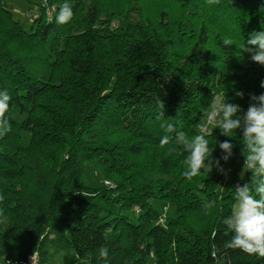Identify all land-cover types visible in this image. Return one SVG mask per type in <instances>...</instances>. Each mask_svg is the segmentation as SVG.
<instances>
[{
	"label": "trees",
	"instance_id": "1",
	"mask_svg": "<svg viewBox=\"0 0 264 264\" xmlns=\"http://www.w3.org/2000/svg\"><path fill=\"white\" fill-rule=\"evenodd\" d=\"M3 1L0 91L11 97V130L0 137L1 262L37 252L39 264H148L151 253L153 264H264L228 249L224 234L234 189L252 188V174L219 191L218 167L188 180L187 153L174 140L159 144L169 123L195 135L217 96L242 116L249 95L264 93V66L239 50L264 31V0H61L49 17L46 0L29 30ZM65 3L71 19L57 24ZM230 135L206 137L214 161L225 140L227 161L244 160L242 130ZM91 161L112 186L81 182ZM154 199L174 215L163 217ZM130 208L134 218L122 213Z\"/></svg>",
	"mask_w": 264,
	"mask_h": 264
},
{
	"label": "clouds",
	"instance_id": "2",
	"mask_svg": "<svg viewBox=\"0 0 264 264\" xmlns=\"http://www.w3.org/2000/svg\"><path fill=\"white\" fill-rule=\"evenodd\" d=\"M207 3L218 4L219 0H207ZM72 16L71 6L67 3L59 6L55 14L57 24L67 23ZM224 46H231L234 41L225 37L222 41ZM242 54H247L248 58L261 66H264V31L252 32L245 43L239 45ZM260 87L264 88V80L260 81ZM236 96L243 97V93L237 91ZM11 97L7 90L0 91V137L6 135L11 130L9 121L5 118L8 111ZM249 106L243 115L240 106L235 103L224 101L217 97L206 113V120L199 125L198 132L189 137L183 131H177L173 124L162 125L165 132L159 144L163 148L171 141L180 146L187 153L185 158V171L182 175L191 180L200 174L201 169L211 171L213 166L219 167L220 160L227 161L232 155L233 145L225 140L219 143V149L223 155L218 160L211 158L212 148L206 137L213 134L214 129H219L221 135L231 137V133L242 130V141L246 149L244 156V170L253 176V187L248 183L236 185L235 196L230 214L224 217L223 225L225 235H230L231 239L226 241L228 249L240 250L249 255H257L264 258V93L260 95H249ZM163 108V103H161ZM160 117L163 116L161 112ZM168 135V134H173ZM207 161V163H206ZM255 192V196L253 195ZM258 197V198H256ZM210 204H205L209 207ZM99 256L106 259L108 248H99ZM155 259V253H151ZM88 264V261H85Z\"/></svg>",
	"mask_w": 264,
	"mask_h": 264
},
{
	"label": "rangeland",
	"instance_id": "3",
	"mask_svg": "<svg viewBox=\"0 0 264 264\" xmlns=\"http://www.w3.org/2000/svg\"><path fill=\"white\" fill-rule=\"evenodd\" d=\"M46 0H4L3 6L8 9L13 17L19 20L26 30L31 28L32 18L37 14V7L42 3H45ZM61 0H51V5L46 4V10L48 17L51 16L53 8L60 3ZM135 18V17H134ZM219 97V96H217ZM216 97V98H217ZM215 98V99H216ZM22 139L24 143L28 142L29 134L27 131L23 130L21 132ZM244 160L237 158L234 162L226 161L222 164L221 168L223 169V178L218 185V190L222 191L224 188L232 183L245 179L247 171L243 168ZM105 173L101 166L96 161L85 162L84 164V172L81 177V182L87 186H97L99 184L108 182L107 186H112V182L104 181ZM152 205L156 208L160 214L165 216L174 215V208L172 205L159 200L154 199L152 201ZM119 208V207H118ZM122 213L129 215L134 218L136 215V211L134 208L123 209ZM0 223L5 225V220L0 217ZM2 260H0L1 263ZM154 259L152 257L149 258L148 264H153Z\"/></svg>",
	"mask_w": 264,
	"mask_h": 264
},
{
	"label": "built area",
	"instance_id": "4",
	"mask_svg": "<svg viewBox=\"0 0 264 264\" xmlns=\"http://www.w3.org/2000/svg\"><path fill=\"white\" fill-rule=\"evenodd\" d=\"M106 184H109L106 182ZM111 186V185H110ZM40 258L37 252H34L27 256L26 258H19V259H8L5 260L3 263L0 264H39Z\"/></svg>",
	"mask_w": 264,
	"mask_h": 264
}]
</instances>
